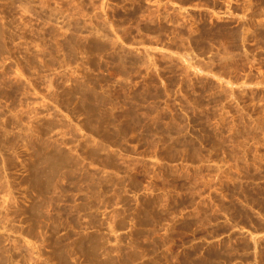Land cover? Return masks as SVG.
<instances>
[{
	"label": "rangeland",
	"instance_id": "374dc122",
	"mask_svg": "<svg viewBox=\"0 0 264 264\" xmlns=\"http://www.w3.org/2000/svg\"><path fill=\"white\" fill-rule=\"evenodd\" d=\"M0 264H264V0H0Z\"/></svg>",
	"mask_w": 264,
	"mask_h": 264
}]
</instances>
